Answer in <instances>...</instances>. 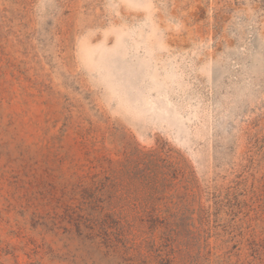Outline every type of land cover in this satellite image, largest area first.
Masks as SVG:
<instances>
[{"label": "rangeland", "instance_id": "374dc122", "mask_svg": "<svg viewBox=\"0 0 264 264\" xmlns=\"http://www.w3.org/2000/svg\"><path fill=\"white\" fill-rule=\"evenodd\" d=\"M126 144L201 189L164 257L261 263L264 0H0V264L116 263L64 208Z\"/></svg>", "mask_w": 264, "mask_h": 264}, {"label": "trees", "instance_id": "16d2710c", "mask_svg": "<svg viewBox=\"0 0 264 264\" xmlns=\"http://www.w3.org/2000/svg\"><path fill=\"white\" fill-rule=\"evenodd\" d=\"M122 154L115 161L117 167L109 158L111 166L101 176L94 175L88 185L79 182V201L67 205L65 215L90 245L88 251L117 260L114 264H152L165 259L174 264L175 257L169 253L164 257L161 247L176 240L190 215L197 213L201 218L207 213L199 203L201 189L194 173L180 154L164 144L147 149L126 144ZM128 207L133 216L127 213ZM262 241H250L259 251L260 264H264Z\"/></svg>", "mask_w": 264, "mask_h": 264}]
</instances>
